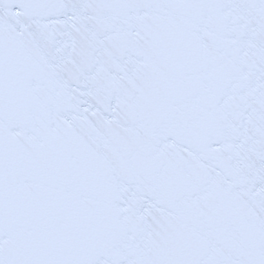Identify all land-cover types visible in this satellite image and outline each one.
<instances>
[{
	"label": "water",
	"instance_id": "obj_1",
	"mask_svg": "<svg viewBox=\"0 0 264 264\" xmlns=\"http://www.w3.org/2000/svg\"><path fill=\"white\" fill-rule=\"evenodd\" d=\"M0 264H264V0H0Z\"/></svg>",
	"mask_w": 264,
	"mask_h": 264
}]
</instances>
